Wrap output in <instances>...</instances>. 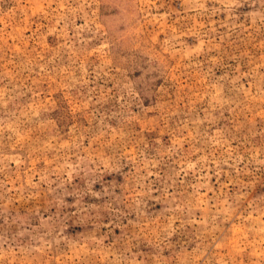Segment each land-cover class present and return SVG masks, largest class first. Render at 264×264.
Here are the masks:
<instances>
[{
	"label": "rangeland",
	"instance_id": "1",
	"mask_svg": "<svg viewBox=\"0 0 264 264\" xmlns=\"http://www.w3.org/2000/svg\"><path fill=\"white\" fill-rule=\"evenodd\" d=\"M0 264H264V0H0Z\"/></svg>",
	"mask_w": 264,
	"mask_h": 264
}]
</instances>
